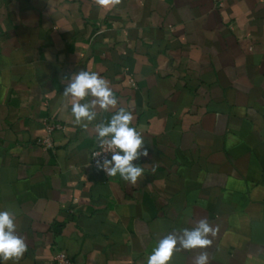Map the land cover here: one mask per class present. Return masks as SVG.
<instances>
[{
    "label": "crops",
    "instance_id": "obj_1",
    "mask_svg": "<svg viewBox=\"0 0 264 264\" xmlns=\"http://www.w3.org/2000/svg\"><path fill=\"white\" fill-rule=\"evenodd\" d=\"M81 70L118 101L87 128L63 94ZM121 108L148 150L135 185L89 165ZM0 210L27 245L7 264H147L200 220L210 244L169 264H264V0H0Z\"/></svg>",
    "mask_w": 264,
    "mask_h": 264
},
{
    "label": "clouds",
    "instance_id": "obj_2",
    "mask_svg": "<svg viewBox=\"0 0 264 264\" xmlns=\"http://www.w3.org/2000/svg\"><path fill=\"white\" fill-rule=\"evenodd\" d=\"M104 6L108 0H97ZM71 83L68 84L63 94L73 100L71 106L75 123L84 128L97 117V107L105 111L115 107L118 103L116 96L108 81L96 72L81 70L72 74ZM86 97L90 101L81 103ZM134 116L131 111L121 108L108 123H98L95 126L97 142L100 150L92 154L98 170L105 172L110 177L119 175L125 181L135 185L144 175V169L133 161L141 155L147 156L148 150L144 147V137L132 126ZM111 152V158L101 161L96 159L104 153ZM17 224L14 214L7 210H0V264H7L9 260H18L27 249L23 237L16 234ZM214 234L213 228L207 220H200L192 229H184L182 235L168 234L158 241L157 246L147 258V264H169L179 243L183 249L203 248L210 244L209 234ZM195 264H208V256L202 253L196 257Z\"/></svg>",
    "mask_w": 264,
    "mask_h": 264
},
{
    "label": "built area",
    "instance_id": "obj_3",
    "mask_svg": "<svg viewBox=\"0 0 264 264\" xmlns=\"http://www.w3.org/2000/svg\"><path fill=\"white\" fill-rule=\"evenodd\" d=\"M132 85L135 86L134 80H132ZM44 129H45V135L41 137L40 139H38L36 144L42 150H51L54 148L53 134L56 131L63 130L64 124L60 122L47 120L44 122ZM99 150L100 148L97 142V144L92 148L90 152L89 165L95 169H97V167L95 164V159H92V154L93 152L99 151ZM111 155H112L111 152H107V153H104L102 156L97 157L96 159H99L102 161L105 158V156L110 159ZM54 261L56 264H76L71 258V256L68 254V252H66L65 250L58 251L54 257Z\"/></svg>",
    "mask_w": 264,
    "mask_h": 264
}]
</instances>
